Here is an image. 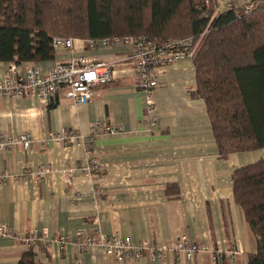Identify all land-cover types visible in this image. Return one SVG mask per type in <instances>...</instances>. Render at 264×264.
Returning a JSON list of instances; mask_svg holds the SVG:
<instances>
[{
	"label": "crops",
	"instance_id": "1",
	"mask_svg": "<svg viewBox=\"0 0 264 264\" xmlns=\"http://www.w3.org/2000/svg\"><path fill=\"white\" fill-rule=\"evenodd\" d=\"M260 2L213 0L211 10L219 15ZM82 55L113 63L114 79L97 86L90 102L76 104L62 91L48 106L35 97H0V140L22 133L33 138L28 150L0 152V173L10 175L0 185V264H18L28 250L26 239L36 232L47 240L68 237L63 250L57 244L36 250L37 264H216L214 248L238 251L247 262L257 244L234 198L232 177L237 168L264 159V148L220 156L207 105L193 94L192 59L161 73L154 119L147 117L146 93L137 88V70L124 45L88 48L76 39L54 61L35 64L47 72ZM7 64L0 62V78ZM97 120L121 131L98 136L91 147L41 141L63 129L88 134ZM80 230L169 247L186 235L211 250L193 259L173 254L115 260L99 248L81 253Z\"/></svg>",
	"mask_w": 264,
	"mask_h": 264
},
{
	"label": "trees",
	"instance_id": "2",
	"mask_svg": "<svg viewBox=\"0 0 264 264\" xmlns=\"http://www.w3.org/2000/svg\"><path fill=\"white\" fill-rule=\"evenodd\" d=\"M205 0H0V62L54 61L56 37L164 43L194 39L193 94L207 105L221 157L264 148V4L219 15ZM234 198L255 236L248 261L264 264V159L233 173ZM28 248L18 264H37ZM216 264H230L227 259Z\"/></svg>",
	"mask_w": 264,
	"mask_h": 264
},
{
	"label": "built area",
	"instance_id": "3",
	"mask_svg": "<svg viewBox=\"0 0 264 264\" xmlns=\"http://www.w3.org/2000/svg\"><path fill=\"white\" fill-rule=\"evenodd\" d=\"M259 4H264L261 0ZM259 4L250 3L244 7L246 11L256 8ZM213 0H205V11L212 9ZM75 38L56 37L54 46L60 49H73ZM88 48L99 46L116 47L126 46L128 57L137 70V88L146 93V113L148 119H154L155 100L154 91L160 83V75L166 68L177 61L192 59L194 55V39L178 38L158 43L147 36H129L124 39L114 37L111 39H80ZM114 79L113 63L95 57L79 56L69 61L57 62L47 72H43L35 63H28L24 69L16 62H8L7 72L0 78V97L19 99L23 97H35L41 104L48 106L52 97L60 91L76 104H86L95 95V88ZM120 127L107 124L104 120L95 121L88 134L77 132L75 129H63L51 132L42 139L44 145L85 144L92 146L96 138L105 133H119ZM33 138L30 133H22L0 140V152L9 151L16 146H22L25 150L30 148ZM46 168H41V173ZM10 178L8 173H0V185ZM0 235L4 232L0 230ZM68 237H55L50 240L36 232L26 239L28 248L35 250H48L57 244L60 250L65 249ZM77 242L81 253H88L94 248L101 249L106 255L115 260L123 258L138 260L147 257L150 260H159L170 255H185L193 259L198 253L207 251L210 246L191 241L186 235H182L176 244L169 246H154L144 241L135 244L130 238L122 235H107L100 232L98 237L87 236L83 230L78 231ZM211 250V249H210ZM216 261L227 259L230 264H235L238 251L213 249Z\"/></svg>",
	"mask_w": 264,
	"mask_h": 264
}]
</instances>
